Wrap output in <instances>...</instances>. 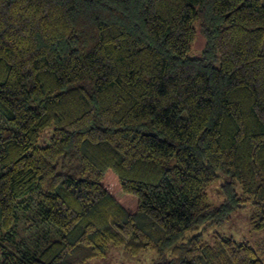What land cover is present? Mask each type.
I'll return each instance as SVG.
<instances>
[{"label":"trees","instance_id":"trees-1","mask_svg":"<svg viewBox=\"0 0 264 264\" xmlns=\"http://www.w3.org/2000/svg\"><path fill=\"white\" fill-rule=\"evenodd\" d=\"M263 46L264 0H0V264H264L202 241L264 230Z\"/></svg>","mask_w":264,"mask_h":264},{"label":"rangeland","instance_id":"rangeland-1","mask_svg":"<svg viewBox=\"0 0 264 264\" xmlns=\"http://www.w3.org/2000/svg\"><path fill=\"white\" fill-rule=\"evenodd\" d=\"M203 41L202 36H199L193 47V53H195V50L197 51L196 47H200L203 44ZM50 134L51 129H48L40 138V143H44ZM223 180V178H220V180L206 185L209 200L214 206L219 205L225 199L224 188L222 186ZM251 211L250 204L238 207L232 212L228 220L220 224H213L204 230L202 241L213 242V235L217 233L233 237L238 241L249 243L255 249L258 258L264 262V230H253L250 220ZM23 214L25 216L23 220L26 221V224L31 223L30 220H27V211ZM37 230L34 228V231ZM199 230L200 228L188 231L187 235L197 233ZM156 256L157 254L150 250H145L138 255H132L123 247L112 246L105 258L95 259L87 264H154Z\"/></svg>","mask_w":264,"mask_h":264}]
</instances>
